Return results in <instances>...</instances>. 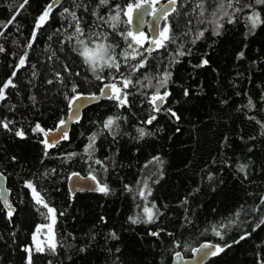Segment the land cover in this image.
<instances>
[{"label": "trees", "instance_id": "trees-1", "mask_svg": "<svg viewBox=\"0 0 264 264\" xmlns=\"http://www.w3.org/2000/svg\"><path fill=\"white\" fill-rule=\"evenodd\" d=\"M49 1L29 0L20 10L22 0H0V86L9 78L17 85L0 101V121L12 122L9 129L0 127V173L15 207L9 220L0 201V264H26L23 249L33 247L36 228L48 221L47 210L35 203L26 182L57 210V250L34 252L33 264H170L174 252L189 256L201 242L231 245L206 264H264V129L257 123H264V24L249 31L245 20L252 10L264 20V6L236 12L232 23L224 17L220 35H214L215 25L208 20L220 0H177L175 11L161 23L170 27L174 40L150 56L145 53L146 67L133 73L131 65L138 61L120 59L127 45L117 31L130 30L124 10L141 0H111L107 8L97 7L99 0H62L33 40L36 18ZM243 2L253 0L233 8L243 7ZM224 3L231 14L233 8ZM117 7L121 23L116 31L93 15L95 10L108 19L115 15L110 9ZM65 8L83 18L81 39L91 31L107 34L108 42L120 45L115 51L121 73L131 77L134 87L125 90L126 106L112 99L92 104L69 128L68 139L46 149L44 134L35 126L47 132L66 120V96L75 95L72 84L82 94H97L103 86L73 51L83 45L67 39L74 29L68 27L71 17L62 15ZM18 10L20 15L8 24ZM200 31L204 35L198 38ZM94 42H105L103 35L99 41L96 36L87 41L90 47ZM180 51L185 55H177ZM24 56L25 66L19 67ZM110 72L120 79L119 73L105 68L98 73L104 84L116 82ZM165 73L170 74L167 87L160 91L170 95L155 112L148 101ZM138 78L152 86H142ZM152 115L156 120L144 123ZM109 117L118 125L112 131L103 127ZM137 128L149 134L140 139ZM17 130L25 138L16 136ZM92 135L94 149L86 153ZM241 164L247 165L243 173L238 170ZM74 173L95 176L108 185L109 194H68L67 179ZM145 183L151 189L147 200L137 195ZM153 205V211L158 210L154 222H131L129 217L146 220L143 208ZM241 235L246 239L234 243Z\"/></svg>", "mask_w": 264, "mask_h": 264}, {"label": "snow or ice", "instance_id": "snow-or-ice-1", "mask_svg": "<svg viewBox=\"0 0 264 264\" xmlns=\"http://www.w3.org/2000/svg\"><path fill=\"white\" fill-rule=\"evenodd\" d=\"M159 2V0H141V2L133 4H128L126 7V10H124V15L128 17V23L132 22V13L135 10L142 9V8H148L150 9V12L153 16L157 15V9L155 8V5ZM29 3V0H22V3L19 5V9L23 10L24 7ZM58 0H51L43 9V11L40 13V15L36 18V23L34 25L33 33H32V39L35 40L36 32L42 28L45 24L48 23L49 19L52 16V12L57 5ZM111 3V0H99V3L97 7L104 6L109 7ZM168 3L171 5H175L177 3V0H168ZM242 3V0H227V8H233L235 5H240ZM254 5H260L264 6V0H253V3H247L243 2V7H235L233 8V12L229 14L228 11L225 9V3L224 0H220V3L217 5L216 9L211 13L212 19L208 20V23L214 24V35H220V29L223 27V25L220 23V20L224 19V17H229L228 22L232 23V16L235 15L236 12H241L244 9L252 10ZM198 7H201V5H197ZM85 11H87V5L84 6ZM110 11H114L115 15L109 16L108 19H105L103 16H100L95 10L93 11V15L97 16V19L99 21H102L104 24H107L113 31H116L119 27L120 21V11L118 7L115 9H110ZM171 11H175V9H171ZM222 15H217L218 13H221ZM67 14L65 16V19H67L69 16L71 17V21L68 24L69 28L74 29V34H69L67 37L68 41H75L77 44L83 45L82 50H78L76 48H73V51H78V54L82 57L83 63L88 66V68L91 70L92 74L95 75L96 80L101 81L103 84V87L101 88V96H105L108 99H112L117 101V105L119 107H124L128 104V92L125 91L129 89L130 87H134L133 81L130 76H124L123 73H121V62L120 59L124 61H128L129 59L138 61L137 64L131 65L132 72H138L140 69L145 68L147 65V59L148 57L145 56V53H148L150 56L153 51H156L161 48H165L169 42H172L174 38L171 35V29L168 26H165L163 29L159 30L158 37L153 38L151 40L148 39V37L145 35L144 32H133V31H126V32H118L117 35L121 36V38L124 40V42L127 45V48L123 50L120 53V59L117 58L116 55V48H118L120 45L116 42H108V35L107 34H100V33H93L91 31L88 32L86 39H81L82 37H85V28L82 27L83 18L80 16H77L75 12H70L69 9L65 8L63 10L62 15ZM169 12L166 9H160L159 10V16L167 18ZM203 14V13H201ZM20 15V11H16L12 18L8 21V24H11L15 22L16 16ZM245 20L250 25L249 31H252L259 27L261 24H264V20H262L261 15L259 12L252 10L251 14L245 17ZM95 26V25H93ZM3 27H7V25H4ZM154 30H156L154 28ZM4 33L0 31V37H2ZM101 35H103V40L105 42H94L93 46H89L87 41H91L93 36H96L97 41L100 40ZM204 31H200L198 34L199 37H203ZM148 44L149 46L145 48V44ZM28 48L32 47V44L29 43L27 45ZM140 49H144V51H140ZM4 48L2 45H0V52H3ZM177 55L183 56L185 55L184 52L180 51L177 53ZM140 57H144V59H140ZM240 57H243V53H240ZM26 63V56L21 57L19 59V67L25 66ZM208 63L207 60H204L202 62V65H206ZM201 65V66H202ZM127 66V65H125ZM114 70L115 73L120 74V79H117V76L112 74V72L109 73L111 76V79L113 81H116L115 83H108L104 84V77L98 73L102 72L104 69ZM67 70V69H66ZM75 75H80L79 72H76ZM15 76V72L13 73V77ZM170 74L165 73L163 75V78L159 80V87H156L155 92L150 96L149 103L152 105L153 110L155 112L161 111L160 105L163 104L166 100V98L170 95L168 91H164L163 94H161L160 88H166L167 87V81L169 79ZM147 79V76L144 77ZM63 82V81H61ZM48 83H52L51 80L48 81ZM137 83H140L144 87H151V81H149L148 85H143L142 81L137 79ZM121 85V86H118ZM16 84L13 82L12 78H9L2 86H0V101H4L7 99L6 96V90L11 88H16ZM78 86L73 83L71 86V92L75 95L72 97H67L69 101V107H73L77 101L81 100L82 98L95 100L97 97L95 95L84 97L82 93H79L77 90ZM185 96L188 95L187 90H185L184 93ZM33 100L35 97L32 98ZM249 104L251 105L252 102L249 100ZM171 113L172 117H175L177 120L179 117L177 116L176 112L171 111V109L168 110ZM75 115V113H74ZM156 116L152 115L150 116L144 123L151 125L154 120H156ZM251 119H255V117H250ZM76 119L78 120L79 117L76 116ZM116 119H119L117 117ZM11 121L4 122L0 121V127H3L4 129H9V125L11 124ZM258 124L261 125V128L264 129V123H261L260 121H257ZM65 125V121L61 120L59 121V129H63ZM116 125V120L113 117H109L103 127L109 131H112L113 126ZM118 127V125H116ZM35 130L38 132H41L44 134L45 139L43 140V143L45 145V148H52L56 146L57 141L50 142L47 137L48 133L40 127L39 124L35 126ZM139 133V138L143 139L146 135L149 133L144 128H137L136 130ZM114 134V133H113ZM261 134H264L262 132ZM15 135L20 137L21 139L24 137V132L22 130H17L15 132ZM63 139H68L67 133H62ZM96 136L92 135L89 137V145L85 149L86 153H89L90 149H94ZM47 154V153H45ZM74 155V154H73ZM155 161L160 162L159 157L154 158ZM96 164H100L103 166V162L101 160H95ZM247 165L241 164L239 165V171L245 172ZM74 175H76L74 173ZM93 180H96V177H92ZM25 186L31 190L32 197L37 205H40L44 209H46L45 218L50 220V223L48 225H42L37 227L36 232L33 234L32 240H33V247H25L23 251L26 253V264H33V253H44L46 250L50 253H55L57 250L58 242L55 238V232H54V225L56 224V208L49 206L47 202H45L44 198L40 195L39 192H37L36 188L33 186L31 182H26ZM100 193L107 195L110 192V189L106 183H99L97 184V189ZM137 195L147 200V197L151 195V189L148 187L147 183L144 184L143 188L140 189L137 193ZM7 204V201H5ZM261 204H264V197L261 198L260 201ZM8 211H7V217L9 220H11L14 209L11 205H7ZM155 208V205L152 207H144L143 212L146 216V220L141 221L139 217H129L131 222L133 224L138 222H146V223H152L157 218V212H154L153 209ZM259 210V208L254 209V211ZM64 213L61 212L60 215H63ZM236 217L238 218L240 213L237 212ZM230 223H234V221H230ZM261 224H264V219L260 221ZM47 229V235L45 241H41L39 236L42 232V229ZM255 230V229H254ZM215 232V235L220 237V239H223L224 237L221 235V232L219 230L213 229ZM113 238H116L115 233L111 234ZM152 235H159V233H152ZM246 239V235H241L239 240L234 241V243H239L240 240ZM231 245H225L224 247L221 246H211V245H204L203 248L205 250L211 248L212 251L206 252L205 254L210 255H218L219 253L223 252L225 247H230Z\"/></svg>", "mask_w": 264, "mask_h": 264}, {"label": "water", "instance_id": "water-1", "mask_svg": "<svg viewBox=\"0 0 264 264\" xmlns=\"http://www.w3.org/2000/svg\"><path fill=\"white\" fill-rule=\"evenodd\" d=\"M62 0H58V3L55 7H59L61 5ZM51 2V0L49 1ZM155 8L157 9V15L153 16L150 12V9L148 8H142L135 10L132 13V22L128 23V26H130V31L133 32H146V36L149 38V40L158 37V32L162 27V21L164 20V17L159 16V10L160 9H166L169 13H171V9L174 8V5H171L168 3V0H163L155 5ZM154 28L156 30H154ZM149 45L147 44V47ZM107 84V83H106ZM103 87V86H102ZM101 89L99 93H90V94H83L84 97L92 96L95 95L97 99L95 100H90L86 98H82L81 100L77 101L76 104L73 107L68 108L67 115H66V120H65V125L63 129H59V125H56L53 130L47 131L48 137L47 139L52 142V141H57L59 142L65 140L62 138V133L66 132L69 134V128L79 121L81 112L90 107L92 104H97L100 101H103L104 99H107L105 96H101ZM162 105V104H161ZM160 105V106H161ZM75 113V115H74ZM76 116L79 117V119H76ZM45 139V136L43 135V140ZM56 143V144H57ZM53 148V147H52ZM97 180H93L92 177L90 176H84V175H74L70 174L68 179H67V185L66 189L68 194L75 195L76 193H82V191L85 192H94L97 191ZM0 201L6 210L8 211L7 205H11L12 208L14 209L15 212V207L11 201L10 197V191L7 188L6 184V178L5 176L0 173ZM7 201V204L5 203ZM14 214V213H13ZM45 231L42 229L41 233H44ZM204 245H211V246H218L214 242H201L197 246L191 249L190 255L184 257V255L180 252H174L173 258H171L170 264H206L214 255L210 254H205L206 252H211L212 249L209 248L205 250L203 248ZM216 256V255H215Z\"/></svg>", "mask_w": 264, "mask_h": 264}, {"label": "rangeland", "instance_id": "rangeland-1", "mask_svg": "<svg viewBox=\"0 0 264 264\" xmlns=\"http://www.w3.org/2000/svg\"><path fill=\"white\" fill-rule=\"evenodd\" d=\"M160 1V0H159ZM165 27V24L164 25H162V27H161V29H163ZM130 28V27H129ZM160 29V30H161ZM128 31H130V30H128ZM149 39V38H148ZM145 48H147V43L145 44ZM140 51H144V49H140ZM48 221L47 222H45L43 225H48L49 223H50V220L49 219H47ZM39 226H42V225H39ZM38 226V227H39ZM37 229V228H36ZM45 232L44 233H41L40 234V236H39V238H40V240L43 242V241H45V239H46V235H47V229L46 228H44L43 229ZM36 232V231H35ZM34 232V233H35ZM31 246H33V240H31Z\"/></svg>", "mask_w": 264, "mask_h": 264}, {"label": "flooded vegetation", "instance_id": "flooded-vegetation-1", "mask_svg": "<svg viewBox=\"0 0 264 264\" xmlns=\"http://www.w3.org/2000/svg\"><path fill=\"white\" fill-rule=\"evenodd\" d=\"M159 2H161V1H159ZM159 2H158V3H159ZM144 33H145V35H146V32H144Z\"/></svg>", "mask_w": 264, "mask_h": 264}]
</instances>
